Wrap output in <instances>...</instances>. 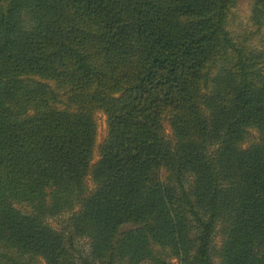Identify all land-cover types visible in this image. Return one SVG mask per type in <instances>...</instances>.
<instances>
[{"label": "trees", "instance_id": "1", "mask_svg": "<svg viewBox=\"0 0 264 264\" xmlns=\"http://www.w3.org/2000/svg\"><path fill=\"white\" fill-rule=\"evenodd\" d=\"M237 1L0 0V264H264V45Z\"/></svg>", "mask_w": 264, "mask_h": 264}, {"label": "rangeland", "instance_id": "2", "mask_svg": "<svg viewBox=\"0 0 264 264\" xmlns=\"http://www.w3.org/2000/svg\"><path fill=\"white\" fill-rule=\"evenodd\" d=\"M251 7H252V0H238L236 6L232 9L229 19H228V27L232 33V35L240 39L241 37H251L252 44L257 49H262L264 45V29L260 31L255 30L251 20ZM97 137L95 143V152H94V159L95 162L98 158V146L104 140L106 136V117L104 114L99 113L97 114ZM256 136L255 133H253ZM89 186L91 183L89 182ZM51 224L55 228H60L58 222L51 221ZM172 264H176L175 260H173Z\"/></svg>", "mask_w": 264, "mask_h": 264}]
</instances>
